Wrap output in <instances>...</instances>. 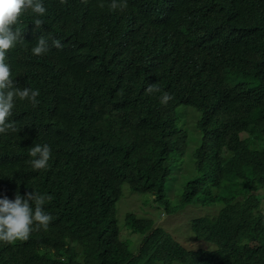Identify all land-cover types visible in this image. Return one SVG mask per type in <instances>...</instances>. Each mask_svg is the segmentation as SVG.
Segmentation results:
<instances>
[{"label":"trees","instance_id":"trees-1","mask_svg":"<svg viewBox=\"0 0 264 264\" xmlns=\"http://www.w3.org/2000/svg\"><path fill=\"white\" fill-rule=\"evenodd\" d=\"M41 2L43 16L29 9L13 26L24 40L5 63L40 102L65 95L34 119L20 116L18 133H0V199L51 196L52 219L1 246L0 264H264V0H126L117 10L111 0ZM41 36L62 48L33 55ZM37 144L50 148L42 170L31 164ZM187 152L195 175L172 190L177 200L165 185ZM125 185L157 216L205 208L185 233L192 248L142 208L125 218L143 237L131 251L117 218Z\"/></svg>","mask_w":264,"mask_h":264},{"label":"clouds","instance_id":"clouds-1","mask_svg":"<svg viewBox=\"0 0 264 264\" xmlns=\"http://www.w3.org/2000/svg\"><path fill=\"white\" fill-rule=\"evenodd\" d=\"M60 1L67 2V0ZM126 6V0H111L112 10L123 9ZM29 9L39 16H43L46 12L41 0H0V133L9 131L18 133L20 129L15 127V121L20 116L27 115L34 119L38 108L47 100L54 97L57 102L61 96L65 95L61 90H54L53 93L46 96L43 102H40L39 91L28 87H18V82L12 79L10 66L5 63L6 53L14 48L18 41L24 40L21 29L18 27L13 29V26L18 24L20 17ZM34 24L38 29L43 25V20L35 19ZM51 47L60 49L62 44L59 40L53 39L50 45L48 39L41 36L35 44H32V53L35 56H41L46 54ZM146 91L152 94L159 92L160 89L149 85ZM82 95V93L73 92L68 97L77 98L79 102H82ZM161 99L162 103L166 104L173 99V96L165 92ZM30 155L35 158L31 161L34 169L42 170L48 167L50 159L48 145H35L31 148ZM12 196L11 199L7 197L0 199V247L23 244L22 241L29 239L34 224L38 228L43 227L46 230L52 219L43 208L45 200H51V196L35 191L25 194L17 192ZM218 213L217 211L214 215ZM262 213L264 214V210ZM193 220L189 223V228L186 231H192ZM229 261L212 260L213 264H229Z\"/></svg>","mask_w":264,"mask_h":264},{"label":"rangeland","instance_id":"rangeland-1","mask_svg":"<svg viewBox=\"0 0 264 264\" xmlns=\"http://www.w3.org/2000/svg\"><path fill=\"white\" fill-rule=\"evenodd\" d=\"M198 120V118L191 119L190 116L186 118L185 122L187 123V128L189 130H193L195 133H199V131L196 129ZM196 147L197 145H195V148ZM189 151L192 150L190 149ZM194 175V163L192 162V159L189 156V152H187L184 157V161L182 162L181 168L176 171V176L178 177V180H174L172 176L171 180L166 183V194H168L172 198L179 200V194H175V191L172 193V190H175L176 188L180 187L181 183L185 182L187 179ZM128 192H132L129 186H123L124 196L117 205V218L121 229V237L130 245L131 251L134 252L140 247L141 243L143 242V237L140 234L132 233V231L127 228L125 224V218L128 213H136L137 215H139L136 211L139 212L142 208L151 211L154 209L152 208L151 204H146L144 202V195H137ZM262 195H264V192L262 193ZM157 212L158 210L152 211V213H156V216L154 217L155 227H161L165 229L168 233L177 238L179 241H182L183 245L186 248L191 249V245L185 239V232L187 226L194 218L206 215L207 210L203 207L195 208L190 206L184 209H180V211L178 210L171 214H168L165 210H162L161 215L157 216ZM149 219H152V215H150Z\"/></svg>","mask_w":264,"mask_h":264}]
</instances>
